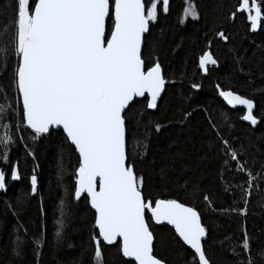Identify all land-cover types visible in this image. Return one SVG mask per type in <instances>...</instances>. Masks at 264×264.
Masks as SVG:
<instances>
[{"label":"snow or ice","instance_id":"obj_1","mask_svg":"<svg viewBox=\"0 0 264 264\" xmlns=\"http://www.w3.org/2000/svg\"><path fill=\"white\" fill-rule=\"evenodd\" d=\"M170 0H0V191L7 192L14 182L26 180L30 194L38 193V175L22 177L20 161L11 159L14 146H25L55 134L60 136L58 175H67L72 183L69 200H82L92 212L89 243L95 264H105L104 257L116 249L118 264H167L154 254L151 225L167 224L182 242L184 264H217L208 254V229L201 212L176 198L154 197L148 191L149 173L141 167L150 148V131L159 133L160 123L151 117L159 108L168 80L155 47L149 43L152 26L161 13L167 14ZM191 17L199 19L192 0L178 17L183 24ZM241 18L247 32L264 31V0H237L226 15L227 21ZM215 36L228 42L225 30ZM212 40L201 51L196 65L205 77L210 66H219L210 50ZM199 91L202 84L193 82ZM216 95L235 109L243 106L240 117L252 126L260 120L252 98L233 88L213 85ZM185 110L180 123L190 119ZM223 116V114H221ZM209 133H215L212 148L218 157V179L227 195L239 196L223 214L235 213L244 224L235 246L229 249L233 264H264V245L254 254L257 244L249 236L246 220L253 195L264 194V163L258 167L244 159L224 138L217 124L208 119ZM143 129V134L141 133ZM69 161L67 174L64 160ZM26 157L35 158L33 151ZM75 161V163H72ZM242 176L243 183L232 184L228 177ZM193 198L200 196L209 208H216L210 195L188 182ZM237 189L239 192L237 193ZM19 198L16 207L21 208ZM65 201L61 198L60 214ZM6 205V208H10ZM15 233L24 227L18 212ZM63 219L57 220L55 238L62 240ZM15 233L13 235H15ZM27 233L25 232V239ZM19 237L12 241V251L19 256ZM36 248L37 235L29 242Z\"/></svg>","mask_w":264,"mask_h":264},{"label":"trees","instance_id":"obj_2","mask_svg":"<svg viewBox=\"0 0 264 264\" xmlns=\"http://www.w3.org/2000/svg\"><path fill=\"white\" fill-rule=\"evenodd\" d=\"M199 12V19H185L178 23V17L185 7V0H170L167 14L161 13L152 26L148 37L159 56L164 74L168 80L163 99L151 120L163 127L159 133L150 131V148L147 159L141 165L150 175L148 191L154 197L176 198L189 205H195L201 212L202 221L208 229L206 247L208 254L217 264H233L229 249L235 246L239 229L244 220L235 213L223 214L218 209L228 208L239 196L227 195L224 183L218 179V157L212 144L215 133H209L207 120L211 119L224 138L239 151L244 159L255 166L264 163V31L255 33L245 30L244 21L237 18L227 21L226 15L236 6L237 0H192ZM217 30H225L229 41H220ZM212 40L210 50L218 58L219 66H210L208 76L201 74L196 65L198 56ZM193 82L202 84L197 91L190 89ZM233 88L239 94L252 98L255 114L260 118L256 126L247 125L240 117L242 110H230L216 95L213 85ZM0 85L7 87V77L0 79ZM192 113L190 119L180 123L183 111ZM223 114V116L221 115ZM143 134V129H141ZM25 146H14L11 159L20 161L22 177L30 176L33 169L38 175V193L30 194L26 180L14 182L5 193H0V264H95L89 238L92 232V212L82 200H69L71 181L67 175L60 182L58 158L60 136L53 135ZM33 151L35 158L26 157L25 151ZM69 161L65 154L67 174ZM75 163V161H72ZM228 177L232 184L243 183V177ZM197 185L210 195L216 208H209L202 197L193 198L186 184ZM264 189V185H261ZM237 193L239 189L236 190ZM23 201L16 207L17 199ZM61 198L65 201L64 215L60 214ZM10 205V208H6ZM249 215L246 228L250 237L257 242L254 254L264 245V194L253 195L248 205ZM18 212L24 225L15 233ZM63 219L62 240L57 242L55 231L57 220ZM154 234V254L167 264H184L185 246L178 243L174 232L167 226H151ZM25 232L27 237L25 239ZM15 233V235H13ZM40 236L36 248L29 242ZM19 237L20 255L12 251V241ZM105 264H118L115 248L106 252Z\"/></svg>","mask_w":264,"mask_h":264},{"label":"water","instance_id":"obj_3","mask_svg":"<svg viewBox=\"0 0 264 264\" xmlns=\"http://www.w3.org/2000/svg\"><path fill=\"white\" fill-rule=\"evenodd\" d=\"M163 95V94H162ZM220 100L223 102V100L220 98ZM224 103V105L228 108V109H230V110H242L243 111V113H244V111H246V109H243V106H237L235 109H233V108H231L230 106H228L225 102H223ZM254 112H255V108H254ZM247 125H250V123L249 122H247V121H244ZM251 126V125H250ZM0 193H5V192H2V191H0ZM154 224V223H153ZM154 226H156V227H162V226H167L168 228H170L171 229V226L170 225H167L166 223L165 224H160V225H156V224H154ZM172 230V229H171ZM173 232H174V230H172ZM182 243V242H181ZM186 247V246H185Z\"/></svg>","mask_w":264,"mask_h":264},{"label":"rangeland","instance_id":"obj_4","mask_svg":"<svg viewBox=\"0 0 264 264\" xmlns=\"http://www.w3.org/2000/svg\"><path fill=\"white\" fill-rule=\"evenodd\" d=\"M188 18H191V17H188ZM188 18H186V19H188Z\"/></svg>","mask_w":264,"mask_h":264}]
</instances>
